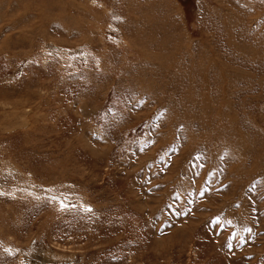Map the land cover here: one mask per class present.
<instances>
[{
  "label": "rangeland",
  "instance_id": "obj_1",
  "mask_svg": "<svg viewBox=\"0 0 264 264\" xmlns=\"http://www.w3.org/2000/svg\"><path fill=\"white\" fill-rule=\"evenodd\" d=\"M0 264H264V0H0Z\"/></svg>",
  "mask_w": 264,
  "mask_h": 264
},
{
  "label": "snow or ice",
  "instance_id": "obj_2",
  "mask_svg": "<svg viewBox=\"0 0 264 264\" xmlns=\"http://www.w3.org/2000/svg\"><path fill=\"white\" fill-rule=\"evenodd\" d=\"M90 210V209H89ZM218 222V221H217Z\"/></svg>",
  "mask_w": 264,
  "mask_h": 264
}]
</instances>
